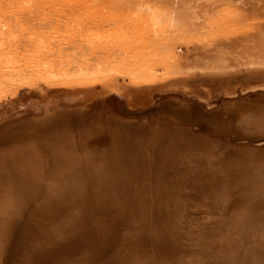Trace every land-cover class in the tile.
<instances>
[{
  "label": "rangeland",
  "instance_id": "obj_1",
  "mask_svg": "<svg viewBox=\"0 0 264 264\" xmlns=\"http://www.w3.org/2000/svg\"><path fill=\"white\" fill-rule=\"evenodd\" d=\"M1 33L0 264H264V0H0Z\"/></svg>",
  "mask_w": 264,
  "mask_h": 264
},
{
  "label": "bare ground",
  "instance_id": "obj_2",
  "mask_svg": "<svg viewBox=\"0 0 264 264\" xmlns=\"http://www.w3.org/2000/svg\"><path fill=\"white\" fill-rule=\"evenodd\" d=\"M3 31H4V29H3ZM2 31V32H3ZM0 36H2V33L0 34ZM0 42H2V41H0ZM15 43V42H14ZM16 46V45H15ZM32 65V64H31ZM23 66V65H22ZM32 67V66H31ZM34 67V66H33ZM7 68V67H6ZM20 68V67H19ZM2 69V68H1ZM31 69V68H30ZM33 69V68H32ZM49 69V70H48ZM44 68V71L47 73L48 72V76L47 77H52L53 78V76H54V74H53V72H50V70H51V68ZM16 73V72H15ZM64 75L63 76H68V77H76V78H93V77H95V76H98L99 75V73H98V70H92V69H90V70H88L87 68H80V69H78L77 71H75V72H62ZM67 73V74H66ZM112 73V72H111ZM119 73V72H118ZM117 73V74H118ZM4 74V73H3ZM18 74H20V73H18ZM44 74V73H43ZM115 74V73H114ZM119 74H121V73H119ZM21 76V75H20ZM16 77V75H14L13 77H14V80H13V82H16V83H18V82H23V81H25L23 78H21V77ZM43 76V75H42ZM116 76V75H115ZM9 77V76H8ZM7 77V78H8ZM11 77V76H10ZM12 78V77H11ZM10 78V79H11ZM9 79V78H8ZM7 79V81H9ZM13 79V78H12ZM11 79V80H12ZM54 80V79H53ZM1 83V82H0Z\"/></svg>",
  "mask_w": 264,
  "mask_h": 264
}]
</instances>
